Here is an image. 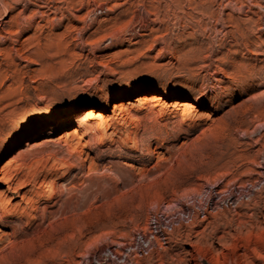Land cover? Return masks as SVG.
<instances>
[{
	"label": "rangeland",
	"instance_id": "374dc122",
	"mask_svg": "<svg viewBox=\"0 0 264 264\" xmlns=\"http://www.w3.org/2000/svg\"><path fill=\"white\" fill-rule=\"evenodd\" d=\"M263 20L264 0H0V264H264V218L184 215L261 171Z\"/></svg>",
	"mask_w": 264,
	"mask_h": 264
},
{
	"label": "bare ground",
	"instance_id": "6f19581e",
	"mask_svg": "<svg viewBox=\"0 0 264 264\" xmlns=\"http://www.w3.org/2000/svg\"><path fill=\"white\" fill-rule=\"evenodd\" d=\"M260 30H264V20L262 25L260 26ZM52 127L53 126H49L45 132L41 133V135L50 133ZM259 167L261 168V171H259L258 176L252 181L250 180L246 181V183L249 186L246 192L234 193V191L230 189V192L227 195L225 194L224 197H222L220 192L216 191L215 185L210 184L207 190L205 191L206 193H205V197L203 198V202H202L203 204L201 206L199 205L198 212L195 213V215L191 211L184 214L186 215L185 220L187 225L188 223L199 225L205 222L209 217H211L213 219L212 221H210L211 223L214 222V223L222 224L223 227H231L232 229L236 228L237 230L241 231L242 228H246V230L250 229L253 220H256L261 217L264 218V162L261 163L260 161ZM241 210L245 212L240 213ZM197 214L198 216H196ZM227 214H230L229 217ZM243 215L246 217L244 218ZM194 216L197 217V220L193 219ZM254 223L255 222L253 221V224ZM259 223L260 222H258V224ZM150 233L152 234L153 238L157 236L159 239L163 240L164 244L168 245L170 241L169 240L170 236H167L169 232L163 222L155 221L152 224H150ZM202 233L203 231L200 232L199 234ZM210 237L212 238V236ZM218 240H222V236L221 237L219 236ZM185 242L187 245L191 244L190 230H188L187 234L185 235ZM102 262H106L108 264L107 259H103Z\"/></svg>",
	"mask_w": 264,
	"mask_h": 264
},
{
	"label": "built area",
	"instance_id": "2783aa9c",
	"mask_svg": "<svg viewBox=\"0 0 264 264\" xmlns=\"http://www.w3.org/2000/svg\"><path fill=\"white\" fill-rule=\"evenodd\" d=\"M155 221H159V222H163L164 224H165V226H166V228L168 229V230H170L169 228H170V225H169V223L167 222V221H165V219L164 220H156V219H149V222H148V226H149V229H150V224H152L153 222H155ZM149 234L151 235V237H152V234L150 233V231H149ZM149 235V236H150ZM141 238V237H140ZM137 239V247H140V249L144 252V253H147L148 252V250H150V248H151V244H149L150 243V239L149 238H147L146 240H142V243L138 240V238H136ZM138 241H139V244H138ZM132 248H127V250L126 249H124V252H121V254H122V256H120V257H122L121 259H120V261L118 262V263H116V264H123L125 261H126V259H127V257L129 256V254H130V250H131ZM140 250V251H141ZM109 253H107L106 255H105V257L103 258V259H107V262H108V264L109 263H112V262H114L115 263V259L116 258H118V256H112L111 257V254H113V252L112 251H108ZM109 254H110V256H109ZM138 256H140V254H137ZM96 261H97V258L95 259Z\"/></svg>",
	"mask_w": 264,
	"mask_h": 264
}]
</instances>
